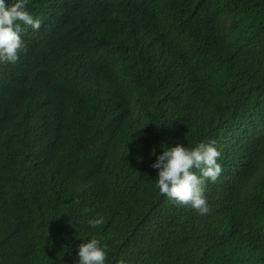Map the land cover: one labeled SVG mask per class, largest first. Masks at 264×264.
Segmentation results:
<instances>
[{
	"label": "trees",
	"instance_id": "1",
	"mask_svg": "<svg viewBox=\"0 0 264 264\" xmlns=\"http://www.w3.org/2000/svg\"><path fill=\"white\" fill-rule=\"evenodd\" d=\"M64 1L66 26L52 0H28L46 25L24 34L15 85L0 64V165L18 148L0 166V195L22 220L0 206V264H18L12 241L26 264H74L91 236L106 264H264V0ZM51 35L55 55L32 63ZM137 52L145 59L124 64ZM133 101L128 126L144 149L120 139ZM201 140L215 141L224 170L204 184L203 214L159 194L150 154ZM15 224L50 236L26 240Z\"/></svg>",
	"mask_w": 264,
	"mask_h": 264
},
{
	"label": "clouds",
	"instance_id": "2",
	"mask_svg": "<svg viewBox=\"0 0 264 264\" xmlns=\"http://www.w3.org/2000/svg\"><path fill=\"white\" fill-rule=\"evenodd\" d=\"M114 6H123L126 0H108ZM50 11L55 14L64 26L68 24L70 19V8L64 0H52L49 7ZM46 25L43 18L39 14H34L29 8L28 0H0V64H4L7 68L8 80L10 85H15L22 76L20 58L21 50L24 49V34L31 30H37L41 26ZM182 37L179 34L177 40L173 37H166V47L172 48L181 41ZM91 41L85 42L90 44ZM55 35L48 37V51L34 59L32 63L38 62L40 59H46L54 54ZM138 57H144L140 52L129 56L124 64L133 63ZM260 57L254 56L250 61V68L254 70ZM46 112L40 115L41 123L44 126ZM136 116V108L134 101L123 112V120L119 128L120 139L128 145L132 143L133 147L144 149L142 145L143 138L139 136L135 129L129 128L128 121ZM159 149L151 150L150 154H156L155 160L151 167L156 169L155 187L159 194L165 196L170 201L179 205H187L195 209L198 213L203 214L208 212V204L205 196L204 184L208 182H217L224 176V170L218 162L220 151L215 146V141H198L193 146L189 147L179 142L166 146L160 144ZM8 154L2 162V166H8L10 158L17 147H6ZM105 151L103 147V152ZM55 159V156H53ZM107 165V163H105ZM0 165V166H1ZM28 167V160L24 163V168ZM112 167L115 166L112 164ZM6 199L0 195V206L4 207L3 200ZM5 208V207H4ZM6 209V208H5ZM10 212V221L22 222L21 219L15 218V212L6 209ZM152 209L138 212L134 217L128 219L126 228H128L139 216L149 212ZM104 220L100 216H95L87 220L90 228H97L102 225ZM28 225V224H27ZM18 234L26 240H30L33 235H46L38 230L31 229L29 226L28 232H23L15 224ZM16 246V251L20 256H12L18 264H26V255L28 251L21 248L18 243L12 241ZM77 259L74 264H106L108 255V246L96 236H91L82 240L77 246ZM119 264H126L124 260H120Z\"/></svg>",
	"mask_w": 264,
	"mask_h": 264
}]
</instances>
